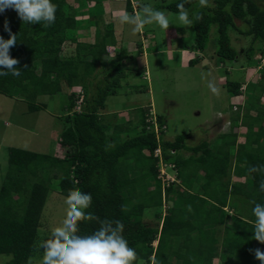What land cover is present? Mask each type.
Wrapping results in <instances>:
<instances>
[{
	"label": "trees",
	"instance_id": "1",
	"mask_svg": "<svg viewBox=\"0 0 264 264\" xmlns=\"http://www.w3.org/2000/svg\"><path fill=\"white\" fill-rule=\"evenodd\" d=\"M58 1L67 0H52V3L57 5ZM181 2L182 0H173L165 5L156 4L164 11L177 13V4ZM213 4L201 8L198 0H187L185 3L190 18L194 12L203 17L201 20H194L190 27L193 31L192 48L205 50L210 36L215 34V55L221 61L235 60L238 51L231 46L228 35V29L233 28L242 35L252 37L245 56L250 60L255 53L252 42L258 39L264 44V10L252 0H214ZM125 8L133 10L128 1ZM235 20L243 21L247 27L238 28ZM64 22L65 17L58 15L56 11L55 22L47 28L35 24L30 31L31 24H23L21 20L8 24L11 32L17 35V43L10 49V55L19 60L16 67L21 70V75L18 78L11 74L0 76L1 92L9 98L16 96L22 99L28 112L46 108L47 104L36 101L39 95L60 91V85L52 80L56 74L68 86L78 78L96 80L99 74L96 67L99 64L103 66L107 61L106 47L115 43L113 31L104 32L99 27L95 30L94 43L82 45V48H87L84 54L86 59L63 60L59 56L64 41L63 32L74 21L69 26ZM5 23H1L0 36L7 40L10 34ZM213 24L215 32L212 33ZM185 28L180 26L177 31L185 34ZM32 32L42 34L34 37ZM120 57L117 53L118 62L113 65L117 76L110 78L117 84L118 78L123 75L119 68ZM193 62L195 61H191ZM107 74L108 71L106 76ZM97 80L93 82L94 92L88 97L85 93L82 111H72L64 117L67 125L57 133L63 150L62 157L29 148H8L6 171L0 187V256L7 258L2 264H27L29 257H32L40 215L51 192L48 186L49 176L38 177L36 173L40 163H48L49 168L46 170H52L60 177L58 187L61 194L67 196L69 190L77 188L90 193L92 205L87 211L101 220L107 218L122 221L125 226L123 235L129 246L136 252L140 251L148 263H151L150 258L155 257L159 264L166 261L168 264H180V261H187V264H211L212 258L219 253V239L217 231L212 230L210 225H215L220 220V213H228L224 209L228 207L236 210L235 213H247V218L237 214L233 220L239 227L224 229L220 242L224 258L222 264H261L250 250L258 248L256 240L251 239L254 235L252 222L255 220L252 208L253 201L264 203V192L259 191V184L264 176L248 172L251 166L264 165V128L261 127L264 105H259V95L252 93L251 107L255 108V113L246 111L239 117L242 119V126L246 128L243 143L236 145V134L230 131L216 139L218 147H208L206 142L189 147L184 143V135L158 142L155 134L146 129L149 113L143 107L138 108L140 116H137L136 125L115 123L108 132L99 112L104 108L106 96L114 85L111 82L100 88V80ZM239 87V83H231V93L240 94ZM255 88L256 92L259 91L257 94H260L261 87L256 85ZM70 97L69 107L72 108L75 97ZM237 112L240 113V110ZM158 120L164 121L159 116ZM122 134L125 139H122ZM158 144L161 146L163 159L172 161L177 166L176 178L180 181L164 187L165 198L178 196L180 199L177 197V206L165 209L161 225L154 226L146 222L144 215L150 210L158 212L163 204L161 182L156 177L158 159L152 154ZM107 145L111 146L105 150ZM233 146L236 148L231 157L229 149ZM217 148H224L225 153H217ZM181 149L192 153L187 158H182ZM171 150H174V154L170 153ZM229 168L236 177L245 175L246 182L230 183L227 178L224 180ZM132 171L135 175H131ZM200 177L205 181H201ZM147 180L154 182L153 189H148ZM15 181L20 186L11 189L10 185ZM204 183L209 188L201 189L202 193L198 192L195 185L203 187ZM228 195L238 197L240 203H243L239 212L235 201L228 202ZM99 226L97 221L82 222L80 234H91ZM155 228H158V235ZM183 233L186 234L187 241H190L185 243L186 249H181L184 245H178V238ZM156 239L154 247L152 243ZM195 249L199 251L198 254L193 253ZM174 252H177L176 256Z\"/></svg>",
	"mask_w": 264,
	"mask_h": 264
},
{
	"label": "rangeland",
	"instance_id": "2",
	"mask_svg": "<svg viewBox=\"0 0 264 264\" xmlns=\"http://www.w3.org/2000/svg\"><path fill=\"white\" fill-rule=\"evenodd\" d=\"M127 1L128 3L130 2V6H133V4L136 5L135 10L132 8L133 10L130 11L125 8ZM169 1L173 0L58 1L56 5L57 13L58 15H63L65 17V25L69 26L72 23V20L74 21L73 25L69 26L63 32L64 41L61 44L59 56L61 59H65L66 61H71L70 59H81L80 61H82L86 59L84 54L87 50L86 47L82 48V45H86L85 43H93L94 31L97 28L100 27L104 32L113 31V33L116 35V41L114 44L107 46V61L104 64L102 63L103 66L99 64L95 69L96 72L99 73L97 76V79L99 78L98 80H100L99 87L101 88L105 84L109 85V83L112 82L114 86L112 90H110L109 94H114V92L117 91V82L114 83V81H112V79L110 78L117 76V71L115 70L113 65L118 62V60L116 59V55L117 53H119V55L121 56L119 59V63H121V66H119V68L122 70L123 75L118 78V81L120 82V78L126 79L125 83L129 82L130 85L132 83L137 87V84H139L142 89H140L141 91H137V89H131V93L128 94L118 89L121 96L108 94L109 96H107V99L105 101L107 102V105L109 106L111 104H114V102H117L119 106L123 105L121 108H123L124 106H131L132 110L131 112H129L131 113V116L133 118L135 116L136 121H138L137 116L140 115L138 114V108L134 109V107H139L141 105V107H144V109L148 112L149 107L147 106V104H149V101L152 98V100L154 101L155 110L163 112L162 115L166 120L165 122L167 125V129L165 131V137L167 139L174 138L176 135L180 134V129L187 125L196 135L193 136L192 139L190 138V140H188L189 144H193L199 141V138L197 136H203L201 135V131H204L202 129L200 130L199 125L201 123L209 122V120L212 121V112H214L216 108H220L222 105H225L229 101L227 95L224 92L223 97L219 99L211 92L208 87L209 81H214L216 83V74L218 77L221 75V73H219V71L217 70L219 63L229 65L230 62L228 60L221 61L215 55L214 52L216 48V35L212 34L210 36L209 42L207 43V48L205 50L201 52L199 51V53L193 55L196 63L182 64L183 66H181V68H176L173 64H179L178 61L179 59H181V53L176 51L174 54L168 56L163 52L167 51L168 48H176L181 43V41L177 42L169 37L171 36V33H173L175 36L177 34H180L177 31V28L180 26H184L179 22L177 13L171 12L169 10L166 11L170 21V27L167 31L162 30L155 24H152L154 29H148L144 27L142 33L135 35L132 34L130 25L121 24L116 18L119 16L121 11H126L129 14H132L135 11L136 14H140V7L144 4H148L153 6L154 8L163 10L159 6V4L156 3L165 5ZM213 1L214 0H209L211 6L214 5ZM259 2H262V9L264 10V0H258V3ZM250 19L251 18H249V20ZM17 20L21 19L19 18L17 12L13 9H8L5 12L0 13V26L2 21L7 22V24H12ZM235 21L238 28L245 29L247 27V25L243 21ZM33 27L34 26L31 24L30 31H32ZM185 27L186 32L185 34H183L187 38L185 39L183 44L187 45L188 48H192L193 31L190 27ZM148 31L151 32L148 33ZM211 32H215V24L212 25ZM41 34L42 33L32 32V36L34 37H37ZM228 35L231 46H233L238 51V56L236 58L237 62H235L236 64H231V67H234L240 71V69H238L239 67L245 66L246 68H249L251 66L253 70L249 79L250 83H252L250 85V88L254 89L256 85L263 84V81L261 80V76L264 75L263 42L259 41L258 39L252 42L253 47L255 48V53L250 60H246V49L250 45L252 37H241L242 34L237 32V30L233 28L228 29ZM147 39H150V41H146ZM151 40H153V42L155 41V44L152 43ZM149 44L151 48H148V52L151 56L158 49L164 50L160 55L158 54V57L157 54H155L154 58H150L149 61L151 71L148 70L147 75L145 73H142V75L138 76V74H136L135 72H137V70H141L139 66L140 62L142 61V57H137L135 53L137 51V54H139V56H142V53H144L145 48H147V45ZM158 60L160 61L158 62ZM119 63L118 65H120ZM107 71L108 76H106ZM239 73H241V71L233 72V75L239 76ZM52 80L53 83H59L61 91L54 94L39 95L36 98V101H38V103L43 102L47 104V108L41 109L39 111L28 112L26 103L16 96L15 98H13L15 101L10 103L9 105L5 99L0 98V187L3 183V176L6 171L8 157L7 154L8 148L10 146L26 149L29 148L33 151H40L43 153L46 152L50 153L51 155L55 154L59 157L63 155V150L57 139V133L61 129V127H65L67 125L64 117L71 109V107H69V103L71 102L69 92L71 88L82 86L85 89L86 96L88 97L94 92V88L92 89V87L93 82L96 81L89 80V78L84 80L78 78L75 79L71 85L67 86L64 80L58 78L57 75H54ZM121 82H123V80H121ZM240 82L244 84L248 83L245 80H241ZM124 86L129 88V85L127 84H125ZM134 86L131 85V87L137 88ZM241 89H243V86H241ZM263 91L264 89L262 88L260 92L262 93L261 97H263L262 99L264 101ZM257 92L255 91L256 96L259 95L257 94ZM0 97L2 96L0 95ZM216 98H218V100ZM197 112L199 113V115H197ZM248 112L249 111L247 110V113ZM171 116L174 118L176 128L171 122ZM115 121V119L108 121V132L110 131L112 125H114ZM121 122L122 121H119L117 123ZM204 127V129L208 131V133L203 136L204 139L210 141L217 136L216 127H212L211 124L207 126L205 125ZM33 129L36 131H33ZM219 130L221 132H223L224 130L227 131V127H225L223 130ZM123 135L124 134H122V139H125ZM184 154L185 156H187L189 153L184 151ZM159 167L160 166L158 164L157 169H159ZM48 168V163L39 164L37 166L36 172L38 177L49 176L48 186L51 188V192L49 191L50 195L47 196L45 202L46 204L40 217L37 241L46 238L50 234V230L52 228L59 226L66 213V205L64 203L66 196L62 195L61 192H59L58 187L60 177H58L57 174H54L52 170L48 172L46 170ZM162 168H164L165 172L168 174H174L176 170L174 168H172L171 170V167L169 165H163ZM199 173H201L200 175H203L202 172H198V174ZM131 175H135V173L132 171ZM120 176L123 177V175ZM226 178L230 181V183L236 181H243V183H245L247 180L245 175L240 178L234 177L231 168H229L228 174L226 175L224 180ZM200 180L205 181L203 177H200ZM146 183L150 189L154 188L153 181L147 180ZM13 185L14 186L12 187V189H16L18 186H20V183L17 182ZM200 187L195 185V189L200 193H202L201 189L209 188V186L207 185L204 187ZM177 197L173 196L171 198H165L163 201L164 204H162L158 212H156L155 210L148 211L147 214L144 215V219L146 220V222L148 221L151 225L154 226H160V220L165 209L172 205L177 206L179 204L180 198L178 197L179 199H177ZM232 201L236 202L237 212H239L243 206V203L241 204L239 198L235 196H230V202ZM155 229H157L156 235H158V228ZM185 243H190V241H187L186 234L183 233L178 238V245H184L183 247H181V249H186L187 244ZM222 251H220L221 256L223 255ZM196 253L198 254L199 251H196ZM137 254L138 258L136 264H151L148 263V260H145L144 255L140 251H137ZM176 254L177 252H174V256H176ZM41 256L42 252L33 250L32 264H40ZM6 260V257L0 256V264L4 263ZM213 263L222 264L221 260H219L218 258H216ZM161 264H168V262L166 261ZM180 264H187V261H180Z\"/></svg>",
	"mask_w": 264,
	"mask_h": 264
},
{
	"label": "clouds",
	"instance_id": "3",
	"mask_svg": "<svg viewBox=\"0 0 264 264\" xmlns=\"http://www.w3.org/2000/svg\"><path fill=\"white\" fill-rule=\"evenodd\" d=\"M186 2L187 0H182L181 3L177 4V16L182 25L191 27L194 20H201L203 17L200 13L194 12L191 14L190 18V13L185 7ZM198 3L201 8L211 6L209 0H198ZM135 8L136 5L133 4V9L135 10ZM8 9L15 10L23 24H40L42 27L47 28L55 22L57 6L52 3V0H0V13ZM116 18L121 24L130 25L131 32L134 35L142 33L146 25L155 24L165 31L170 27L167 12L154 8L148 4H144L140 7V14H136L135 11L132 14L121 11ZM5 28L9 32L10 38L5 40L3 36H0V76L11 74L13 77L18 78L21 75V70L16 67L19 64V60L10 55V49L17 43V35L11 32L7 22L5 23ZM137 72L140 74L139 70H137ZM145 74L147 75V73ZM140 75H142V73ZM208 87L213 94H219L220 89L214 81H209ZM80 91L83 92L84 100L85 89H83L82 86L71 88L69 97L71 95L75 97V105L68 111V114L72 111H82V103L80 110L76 109ZM239 91L243 94L245 92V87H243V89L239 87ZM234 106L236 107L235 110L233 109ZM232 110L238 111L240 108L237 104H234ZM148 113L149 116L153 115L156 118L159 126H165L160 136V141L164 140L165 131L167 129L166 122L159 121L158 115L151 109H149ZM227 124L229 125V121H227ZM147 125L151 124L146 122V129ZM147 130L154 133L153 130ZM110 146L111 145H107L105 150ZM62 156L63 155H61V157ZM57 157L59 156L57 155ZM177 170L178 168L175 170L176 176ZM248 172L259 173L264 176V165L251 166ZM179 182L180 181L176 178V181L171 183ZM164 187L165 186H162L161 183L162 201L165 199ZM259 191L264 192V179L260 181ZM64 203L66 205V213L61 224L52 228L50 234L46 238L35 242L33 245L35 251L42 252L40 264H135L138 254L133 247L129 246L127 239L123 235L125 230L123 222L107 218L101 220L93 213L87 211L92 205V196L90 193L82 192L78 188L71 189ZM253 203L254 207L252 208V214L255 220L252 225V232L254 235L251 239L264 244V203H257L255 201H253ZM92 221H97L100 226L91 234L81 235L80 224L82 222ZM161 222L162 217L160 225ZM156 243L157 239L153 241L152 245L155 247ZM250 251L253 252L257 260L261 261V264H264V251L259 248ZM150 260L151 264H159L155 257L150 258ZM27 264H32L31 256Z\"/></svg>",
	"mask_w": 264,
	"mask_h": 264
},
{
	"label": "crops",
	"instance_id": "4",
	"mask_svg": "<svg viewBox=\"0 0 264 264\" xmlns=\"http://www.w3.org/2000/svg\"><path fill=\"white\" fill-rule=\"evenodd\" d=\"M253 1H254L255 4L257 3L256 5L261 10H263L262 9V7H263L262 6V2L258 3V0H253ZM116 15H117V12H116ZM145 27L148 28V29H154V27L152 25H146ZM149 32H151V31H148V33ZM94 33H95V31H94ZM170 35L171 36H169V37L172 38L173 40H175L177 42L181 41L180 45L177 46L176 48H172V49L168 48L167 51L163 52L164 54H167L168 56L171 55V54H174L176 51L181 53V59H179V61H178L179 64L178 65L177 64H173V65L176 68L177 67L181 68V66H183L182 64H194V63H196V60L193 58L194 57L193 55H196L197 53H199V51L196 50V49L188 48L187 46H185L183 44V42L185 41V39L187 37L184 36V34H177L175 36L173 33H171ZM243 35L242 36L240 35V36L244 37V38L249 37V36H243ZM114 36H116V35L114 34ZM115 41H116V38H115ZM146 41H150V39H147ZM151 42L155 44V41L153 42V40H151ZM148 48L149 49L151 48L150 44L147 45V48H145V51H144V53H142V56H139V54H137V51L135 53L137 57H142V61L140 62V66H139V67H141V70L139 71L140 74L141 73H148V70L151 71L150 61H149L150 58H154L155 54H157V57H158V54L160 55L161 52L164 50V49H158V50L154 49V50H157V51L154 52V54H153L154 56L153 55L151 56L150 53L148 52ZM246 60H248V59H246ZM159 61L160 60H158V62ZM191 61H195V62L191 63ZM228 61H230V60H228ZM235 62H237L236 59L230 61L229 65H225V64L219 63V66L217 68L219 73H221V75L219 77L216 74V84L219 87L220 91H219L218 95L217 94H214V95L216 97H218L219 99H221L223 97L224 93H225L227 95L228 99H229L228 103H226L225 105H222L220 108H216V110L214 112H212V114H213L212 121L209 120V122L201 123L199 125L200 130L202 129L204 131V132L201 131V135L205 136L208 133V131L204 129L205 128L204 126L205 125L207 126V125L211 124L212 127H216V135L217 136L214 139L209 141L207 139H204L203 136L199 135V136H197L199 138V141H197L196 143H193V144H189L188 140H190V138L192 139V137L196 136V135H195V133H193L191 131L189 126L185 125L182 129H180V131H181L180 134H178V135H184V143H185V145L190 147V146H195V145H197V144H199L201 142H206L207 144H209L208 147H210V146H214V147L217 146L218 147L219 145H218L216 139L218 137H220L221 135H223V134H227L230 131L232 133L236 134V140H235L236 145H237V143H243L245 141L244 140L245 139L244 132H245L246 128L244 126H242V119H240L239 117L242 116V114L246 113L247 108H248V111H249L248 113H250V114H254L255 113V110H254L255 108L251 107V102H252L253 94L255 95L256 88H254V89L250 88V85L252 83H250L249 79L251 77L252 70H253L251 68V66L249 68H246L245 66L244 67H239L238 69H240L241 73H239V76H235V75H233V72H240L236 68L231 67V64H236ZM135 67H136V62H135ZM135 73L138 74V72H135ZM140 74H138V76H140ZM120 79L123 80V82H121V80H120V82L118 81V86H117L118 88L116 87L117 91L114 92V94L112 93V94H109V95L121 96V94H119L120 93L119 90L125 92L126 94L131 93V89H137V91H141L140 89H142V87L139 84H137V82H136V84L138 85V87L134 86L131 83V81H130L132 86L137 87V88H133V87H131L129 82L125 83L126 79H122V78H120ZM241 80H245L248 83H245L246 84L245 85L244 83L240 82ZM261 80L263 81V84H259L258 86H260L261 89L262 88L264 89V75L261 76ZM233 82L239 83L240 87L241 86L245 87V92L243 94L240 93L241 95L232 94L231 91H230V84L233 83ZM125 84L129 85V88L124 86ZM263 93H264V91H263ZM0 95L2 96L0 98L5 99L6 102L8 103V105L10 103H12L13 101H15L13 98L10 99L6 95H4L2 92L0 93ZM109 95H107V96H109ZM107 96H106V99H107ZM261 96H262V93L260 92L259 97H258V99H259L258 103H259V105H264V101L262 99L263 97H261ZM218 98H216V99L218 100ZM106 99H105V101H106ZM234 104H237V106L240 108V110H241L240 113H238L237 111H233L232 110V106ZM122 106H119L117 102H114V104H111V105L108 106L107 102H104V108L100 109L99 115L101 117L102 123L106 124L107 128H108V125H107L108 121H110L112 119L116 120L114 122V124L119 122V121L126 122V123H132V125H134L136 123L135 122L136 121L135 116L133 118L131 116V113H130L131 110H132L131 106H129V107L124 106L123 108H121ZM147 106L152 111H155L160 118H162L164 121H166L164 119L163 115H162L163 112H161L159 110H155L154 101L152 100V98L150 99L149 104H147ZM135 107H134V109H137V108H140L141 105L139 107L138 106H135ZM128 113H130V114H128ZM197 115H199L198 112H197ZM227 121H229V125L227 124ZM171 122H172V124L175 127L174 118L172 116H171ZM225 127H227V131L224 130L223 132H221L219 130V129L223 130ZM261 127L264 128V120L261 122ZM107 128H106V130H107ZM254 129H256V127H254ZM178 135H176V136H178ZM174 138L167 139L165 137V135H164V140H173ZM227 142L228 141H225V143H227ZM235 148L236 147L233 146L232 148L229 149V154H230L231 157L234 155L233 153L235 152ZM223 149H218L217 148L216 151H217V153H222L223 154V153H225L223 151ZM183 150L186 151L189 154L187 156H185ZM191 153L192 152H190L187 149H181L180 150V155L182 156V158H187L189 155H191ZM53 155H55V154H53ZM40 164H43V163H40ZM242 176H240V177H242ZM234 177H236V176H234ZM240 177H238V178H240ZM239 182H243V181H239ZM13 186H14L13 184L10 185V188L12 189ZM204 186H205V183H204ZM148 189L151 190L149 187H148ZM50 190H51V188H50ZM202 191H204V190H202ZM59 192H60V190H59ZM229 202H230V197H229ZM224 209L225 210L228 209L229 211L226 210V211H228V213H220V215H219V219L220 220H218V222L215 225L214 224L210 225L212 227V230H216L217 231V235L216 236L219 239V243H218L219 253L217 255H215L212 258V260L214 261V260H216V258H218L219 260H221L222 263L224 261V258H222V256L220 255V251H222V247L220 245V242L222 240L224 229L227 228V227H239V224L236 221L233 220V218L235 216H238L237 213H235V210H233V208H228V207H226ZM246 214L245 213H240L239 215H240V217H244L246 219L247 218L245 216ZM40 217H41V215H40ZM252 225H253V222H252ZM256 243L258 245V248L261 249L262 251H264V244H261L258 241H256ZM196 251L197 250L195 249L193 251V253L197 254ZM212 260H211V264H215V263H213Z\"/></svg>",
	"mask_w": 264,
	"mask_h": 264
},
{
	"label": "built area",
	"instance_id": "5",
	"mask_svg": "<svg viewBox=\"0 0 264 264\" xmlns=\"http://www.w3.org/2000/svg\"><path fill=\"white\" fill-rule=\"evenodd\" d=\"M83 101V92L80 91V94L78 96L77 99V105H76V109L80 110L81 107V103ZM233 109L235 110L236 107L234 106ZM146 122H149L151 125H147V129L149 130H153L155 133V136L158 140V142L160 141V136L162 134V132L165 129L164 125L159 126L156 118L153 115H150L148 117V119L146 120ZM171 154H174V150L170 151ZM153 156L156 157L158 159L157 161V165L159 164V169H157V178H159L161 180L162 186H168L171 182L176 181V174H168L165 172L164 168H162L163 165H169L171 168L177 169V166L175 165L174 162L172 161H165L163 159L162 156V150H161V146L158 144L154 150H153Z\"/></svg>",
	"mask_w": 264,
	"mask_h": 264
}]
</instances>
